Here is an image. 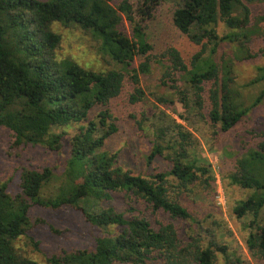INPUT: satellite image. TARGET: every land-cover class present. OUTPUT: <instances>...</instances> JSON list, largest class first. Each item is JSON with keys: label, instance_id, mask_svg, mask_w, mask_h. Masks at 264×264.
Returning a JSON list of instances; mask_svg holds the SVG:
<instances>
[{"label": "trees", "instance_id": "obj_1", "mask_svg": "<svg viewBox=\"0 0 264 264\" xmlns=\"http://www.w3.org/2000/svg\"><path fill=\"white\" fill-rule=\"evenodd\" d=\"M112 1L0 0V126L13 132L16 146L41 144L59 150L66 132L55 129L86 122L71 137L65 183L54 196L42 194L43 187L55 177L50 167L22 168L15 194L10 191V182L0 179V264H42L21 254L16 246L17 239L45 222L31 215L37 205L54 210L72 207L92 226L104 230L93 248L52 254L49 264H148L151 260L160 264H216L217 252L224 255V264H252L230 253L228 245L214 237L203 244L205 238L199 233L185 241L172 222L157 228L145 215L127 217L125 212L101 205L112 198V192L126 191L153 212L162 210L173 219H188L192 214L187 207L170 194V176L185 189L199 180L206 186L214 181L207 166L189 158L199 142L195 130L184 124L193 125L191 116L180 113L184 122H179L157 105V111L145 116L153 146L148 164L163 156L170 161V170L149 177L136 175L117 165V152L102 150L106 140L118 131L109 105L121 94L127 76L134 84L131 101L145 99L141 75L150 74L153 67L147 22L162 2L143 0L135 7L130 0L117 6ZM174 1L175 26L201 49L190 66L177 48L167 49L163 57L168 64L157 61L164 67L161 85L172 90L186 112L203 117L205 84L213 81L209 116L214 126L229 131L263 101L264 87L250 104L245 103L235 85L234 62L227 59L221 65L215 55L220 44L228 41L240 44L237 59L254 57L245 43L261 34V29L249 25L251 9L242 0ZM238 8L242 15L234 14ZM259 20L264 21V16ZM220 21L230 29L223 36L217 29ZM54 22L78 25L91 32L100 42L99 52L121 68L97 71L70 57L59 59L56 50L61 35L52 29ZM138 56L145 60L135 67ZM259 71L250 84L264 83V66ZM153 95L160 105L172 102L167 94ZM97 106L104 109L89 119ZM228 177L233 184L252 190L235 207V213L253 217L247 245L253 256L264 258V140L237 160L236 171Z\"/></svg>", "mask_w": 264, "mask_h": 264}, {"label": "rangeland", "instance_id": "obj_2", "mask_svg": "<svg viewBox=\"0 0 264 264\" xmlns=\"http://www.w3.org/2000/svg\"><path fill=\"white\" fill-rule=\"evenodd\" d=\"M122 1L113 0L112 4L117 6ZM130 1L135 7L143 3V0ZM242 1L251 9L249 25L261 29L262 32L251 36V39L245 43L246 49L255 56L237 59L235 56L240 44L223 41L215 57L221 65L227 59L234 62L235 85L240 91V97L245 103L250 104L264 87L263 82L250 84L259 75V68L264 66V21L259 20V17L264 16V0ZM175 4L174 0H162L154 17L147 22L148 40L153 46L150 52L153 67L150 74L141 75V86L146 93L145 99L139 102L131 101L134 84L127 76L121 94L112 99L109 105L118 131L106 140L102 150L117 152V165L132 170L136 175L149 177L151 174L170 170L171 163L163 156H156L153 162L148 164V154L152 152L153 146L151 131L147 129L150 128L149 121L145 120V116H149L151 111H157L155 108L157 105L179 122H184L179 117L180 113L191 116L193 125L187 122L184 124L195 130L199 142L192 149V155L190 154L189 158L196 160L198 165L207 166L214 176V181L211 182V186H206L199 180L185 189L179 188L178 181L170 176V184H172L170 194L187 207L192 214V217L188 219H173L162 210L153 212L143 200L131 197L126 191L112 192V198L102 201L101 205L125 212L127 217L145 215L157 228L163 223L172 222L177 227L182 240L185 241H188L191 235L198 236L199 233L202 238H205L203 244L214 237L217 242L227 244L230 253L238 254L252 264H264V258L253 256L247 245V238L253 230V224H251L253 217L250 215L239 217L235 213V207L241 200L247 199L252 190L233 184L228 177L230 173L236 171L237 160L250 148H256L264 140V99L234 128L226 132L222 131L218 125L214 126L209 116L212 108L210 89L213 87V81L205 84L203 117L191 115L185 111L176 95L172 94V90L161 85L164 67L157 63L158 60H165L164 64H168L163 54L167 49L175 47L190 66L194 54L201 49V45L175 26L173 22ZM234 14L242 15L243 13L238 8ZM126 28L131 34L128 24ZM52 29L61 35V42L56 50L59 59L70 57L82 66L97 71L121 68L120 64L99 52L100 42L91 32L78 25L66 26L61 22H54ZM217 29L221 36L230 31L223 21L219 22ZM144 60L143 56H138L133 66L138 67ZM154 92L167 94L172 102L167 105L158 104L154 98ZM102 109H104L103 106L93 108L89 119L95 117ZM85 123H74L55 129L56 132H66L63 137V148L59 150H53L41 144L16 146L13 132L0 126V179L10 182L11 193L15 194L19 191L22 168L41 170L50 167L54 169L55 177L43 187L42 194L45 197L54 196L59 187L65 183L71 137ZM140 124L145 126V130L141 129ZM131 207H134L135 211H132ZM31 215L33 219L44 218L45 222L34 226L28 234L17 239L16 246L21 254L42 264H49L48 257L52 254L93 248L96 237L104 231L92 226L81 211L72 207L64 206L54 210L37 205L31 209ZM224 263V255L217 252L216 264ZM148 264L160 263L151 260Z\"/></svg>", "mask_w": 264, "mask_h": 264}]
</instances>
